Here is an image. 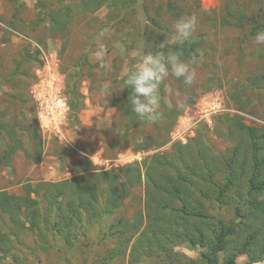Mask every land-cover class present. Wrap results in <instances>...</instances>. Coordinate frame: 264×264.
Wrapping results in <instances>:
<instances>
[{"label": "rangeland", "instance_id": "obj_1", "mask_svg": "<svg viewBox=\"0 0 264 264\" xmlns=\"http://www.w3.org/2000/svg\"><path fill=\"white\" fill-rule=\"evenodd\" d=\"M91 1L0 0V149L13 146L8 139L12 128L22 142V150L13 154L11 166L0 167V191L19 197L26 184L59 183L84 171L141 164L153 155L171 162L181 147L186 148L182 157L185 162L193 165L202 158L214 174L213 182L223 185V164L234 139L225 138L221 120L238 117L247 127L264 128V45H257L255 36H251L252 28L264 24V0H103L105 6L90 12ZM190 15L197 17V27L189 38L197 41V56L184 61H193L197 72L194 83L185 85L182 79L169 75L160 88L162 116L156 122L142 120L134 112L125 115L120 106L126 71L139 63L142 54L170 51L174 47L169 43L175 34L174 22ZM161 44L166 47L161 49ZM101 47L103 61L94 55ZM25 52L31 58L25 60ZM42 54L53 63L62 81L60 98L66 109L57 129L43 126L31 97L36 71L43 64ZM69 88L76 93L79 106L75 116L69 109ZM191 101L193 104H189ZM167 102H171V108ZM238 102L244 111L237 108ZM211 105L220 111L206 123L200 118ZM181 106H185L183 111ZM179 111L181 115L171 126ZM185 116L199 123L182 145L173 142L172 136ZM30 128L43 146L39 165L23 152L34 151ZM159 172L170 174L168 170ZM190 181L191 202L201 204L207 219L201 223L187 219L184 229L197 226L213 239L218 221L231 226L238 203L219 206L212 199L217 194L212 185L200 179ZM202 193L210 200H204ZM168 204L171 209L181 206L178 202ZM147 209L145 188L140 186L124 199L122 210L115 216L84 220L74 231L73 245L68 246L46 230L51 228L53 217L46 216L47 207L43 206L44 221L40 220L38 230L29 231L27 224L23 229L9 227L7 222L0 225V234L8 245L6 253H0V264H127L130 247L139 234H152ZM139 212L143 216L140 230L129 245L120 247L111 236L112 226L119 219L130 223ZM173 230L180 233L182 229ZM171 240L169 250L191 264H203L199 256L210 258L215 250L213 240L205 249L189 247L172 236ZM230 241L236 242L235 237ZM240 247L236 242L230 250L215 254L219 264L237 255ZM112 253L116 256L109 259ZM163 259L144 257L138 264H163ZM235 263L245 264L246 258L238 256Z\"/></svg>", "mask_w": 264, "mask_h": 264}, {"label": "trees", "instance_id": "obj_2", "mask_svg": "<svg viewBox=\"0 0 264 264\" xmlns=\"http://www.w3.org/2000/svg\"><path fill=\"white\" fill-rule=\"evenodd\" d=\"M90 3L93 5L90 12H95L105 6L106 1L92 0ZM261 30H264V24L252 28L251 36H255ZM197 47V41L192 38L186 40L182 46L174 45L170 51H180L181 59L193 60L197 56ZM24 57L25 60L31 58L28 52H25ZM68 95L69 109L75 116L79 107L75 102L76 93L69 88ZM130 96L131 89L125 86L120 106L121 112L125 115L132 113ZM189 104H193V101ZM239 104V102L236 104L237 108L244 111ZM184 107L181 106V111ZM181 111L175 113L171 126L181 115ZM221 121L225 138L234 139L229 158L223 164L225 179L221 186L213 182L214 174L209 169V164H203L202 158L193 165L185 162L182 157L186 148L181 147L177 149L178 156L175 155V161L171 162L163 156L153 155L141 164L110 171L92 173L84 171L79 176L59 183L37 184L35 187L26 184L22 187V195L19 197L0 191V225L7 222L9 227L23 229L27 224L29 231L38 230L41 221L42 223L44 221L41 215L42 208L46 206V216L53 217L51 228L46 230L51 233L52 238L58 237L71 246L74 231L79 229L84 220L95 221L99 217L115 216L122 210L124 199L130 197L131 191L144 186L148 207L146 216L151 219L152 234L148 235L150 232L139 234L130 247L127 264H138L142 258L152 256L164 257L163 264H191L169 250L171 236L177 241L182 240L189 247L199 246L201 249H205L213 240L215 250L210 258L199 256L203 264H219L215 254L230 250L236 242L241 244L238 254H233L230 260L223 264H236L238 256L246 258L245 264L264 262V128L247 127L238 117L226 116ZM29 130L34 151L32 154L28 150L23 152L34 165H39L43 157L41 138L39 136L35 138L34 130L32 131V128ZM8 139L13 146H3L0 149V167L3 168L11 166L13 154L22 150V142L17 139L13 128L9 131ZM197 167L204 169V172H199ZM164 170L170 171V174L164 175L159 172ZM190 179H200L202 183L212 185L217 191L212 199L219 206L230 205L231 202L238 203L234 208V221L231 226H224L218 221L213 239L203 234L202 229L197 226L184 229L187 219L195 218L199 223L207 219L201 204L191 202L190 187L193 188V183ZM200 196L204 200H210L209 195L202 193ZM172 202L180 203V208L171 209L168 203ZM44 224L47 225L45 222ZM142 224L141 212L133 216L130 223L119 219L116 225L112 226L111 236L118 240L120 247L129 245L130 239L140 230ZM174 228L182 230L177 233ZM232 235L236 242H229ZM7 249L6 239L0 234V253H6ZM113 256L116 254H110L109 259Z\"/></svg>", "mask_w": 264, "mask_h": 264}, {"label": "clouds", "instance_id": "obj_3", "mask_svg": "<svg viewBox=\"0 0 264 264\" xmlns=\"http://www.w3.org/2000/svg\"><path fill=\"white\" fill-rule=\"evenodd\" d=\"M196 27L197 17L195 15L178 18L173 24L175 34L169 43L182 46L191 37ZM254 42L257 45H264V30L256 33ZM165 47V44L160 45L161 49ZM104 54V49L101 47L94 55L97 60L103 61ZM181 56L180 51L165 52L163 50L154 54H142L139 63L126 71L124 83L131 89L129 97L131 110L140 119L156 122L161 118L160 88L170 74L176 79H182L185 85L194 83L197 72L193 67V61L186 62L181 59ZM167 106L171 108V102H167Z\"/></svg>", "mask_w": 264, "mask_h": 264}, {"label": "built area", "instance_id": "obj_4", "mask_svg": "<svg viewBox=\"0 0 264 264\" xmlns=\"http://www.w3.org/2000/svg\"><path fill=\"white\" fill-rule=\"evenodd\" d=\"M42 62V66L36 71L37 81L32 88L31 97L38 107L39 119L43 126L45 128L49 126L57 129L62 123L61 120L66 109L65 102L60 98L62 81L53 63L43 54ZM219 111V107L211 105L200 120L211 123L212 117L218 114ZM185 118L184 122L177 126L174 131V136H172L173 142L178 141L182 145L185 144V136L192 132V129L199 123V120L188 118V116H185Z\"/></svg>", "mask_w": 264, "mask_h": 264}]
</instances>
